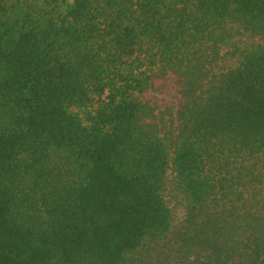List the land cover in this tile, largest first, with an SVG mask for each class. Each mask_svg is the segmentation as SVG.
I'll list each match as a JSON object with an SVG mask.
<instances>
[{"label": "trees", "instance_id": "trees-1", "mask_svg": "<svg viewBox=\"0 0 264 264\" xmlns=\"http://www.w3.org/2000/svg\"><path fill=\"white\" fill-rule=\"evenodd\" d=\"M0 264H264V0H0Z\"/></svg>", "mask_w": 264, "mask_h": 264}]
</instances>
